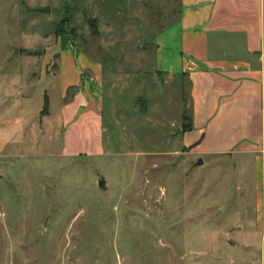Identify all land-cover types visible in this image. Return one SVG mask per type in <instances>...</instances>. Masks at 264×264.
<instances>
[{"label":"rangeland","instance_id":"1","mask_svg":"<svg viewBox=\"0 0 264 264\" xmlns=\"http://www.w3.org/2000/svg\"><path fill=\"white\" fill-rule=\"evenodd\" d=\"M55 1L0 0V118L22 115L21 98L40 78L50 92L49 119L35 120L41 130L22 153L0 157V264H189L213 244L206 235L234 237L238 197L254 205L253 171L241 181L236 161L198 164L183 139L190 120L180 82L154 74L156 38L178 19L179 0H138L129 11L113 4L108 25L88 10L73 16L84 0L60 1L63 12ZM72 16L77 47L94 59L109 54L101 152L89 143L86 113L60 123L63 105H84L81 89L64 92L61 63L43 56Z\"/></svg>","mask_w":264,"mask_h":264},{"label":"crops","instance_id":"2","mask_svg":"<svg viewBox=\"0 0 264 264\" xmlns=\"http://www.w3.org/2000/svg\"><path fill=\"white\" fill-rule=\"evenodd\" d=\"M60 1L63 0L55 2L59 3V12H63L66 7ZM136 1L84 0L87 8L75 9L73 16L80 17L88 10L108 25L113 4L129 11V4ZM73 16L69 27L76 29ZM69 33L58 35L57 48L50 53L47 50L43 56L56 55L59 66L61 63L58 81L64 92L73 85L80 86L76 100L82 99L84 105H63L62 113L56 115L60 123H71L83 120L86 113L93 150L99 137L96 131L103 138L102 98L111 67L103 58L109 54L103 52L102 59L90 57L77 47ZM156 44L154 74L166 77L165 82L171 85L180 82L177 88L182 91V117L186 115L183 110L190 108L192 127L183 133L189 153L201 158L202 164L207 160L236 161V169L239 166L238 171L242 172L240 180L252 170L255 182L252 210L246 205V195L238 197L243 205L237 214L240 217L234 237H227L223 244L221 234L206 235L205 238L214 236L213 244L207 246L206 255L198 260L191 258L189 264H264V0H179L178 19L161 31ZM25 46L27 57L26 51L31 47ZM139 68L140 65L136 69ZM86 70L92 75H85ZM46 73L47 62L45 76ZM46 81L47 78H40L33 87V96L22 97L23 103L18 100L22 115L0 118V157L15 154V149L22 153L33 131L41 130L35 120L46 115L49 119L48 112L42 114L50 93ZM85 88L89 89L87 94ZM99 138L96 145L101 152L103 141ZM243 219L249 223H243Z\"/></svg>","mask_w":264,"mask_h":264},{"label":"trees","instance_id":"3","mask_svg":"<svg viewBox=\"0 0 264 264\" xmlns=\"http://www.w3.org/2000/svg\"><path fill=\"white\" fill-rule=\"evenodd\" d=\"M65 32H71L73 33V36L76 38L77 36V33H76V29L75 28H67V27H64L62 28V25L58 28L57 30V33L58 35L62 34V33H65ZM48 102H49V99L48 97H46V101H45V106H44V109L42 111V114H46L47 113V110H48ZM185 118H189L188 116L184 115ZM188 129H190L192 127V124H191V121H189V124H188ZM184 126V125H183ZM187 129V130H188Z\"/></svg>","mask_w":264,"mask_h":264},{"label":"water","instance_id":"4","mask_svg":"<svg viewBox=\"0 0 264 264\" xmlns=\"http://www.w3.org/2000/svg\"><path fill=\"white\" fill-rule=\"evenodd\" d=\"M38 10L40 11H44V12H50L51 11V6H45V7H41V8H38ZM203 163V160H200L198 164H202ZM99 186L102 188V189H105L106 188V184H105V180H100L99 181Z\"/></svg>","mask_w":264,"mask_h":264}]
</instances>
